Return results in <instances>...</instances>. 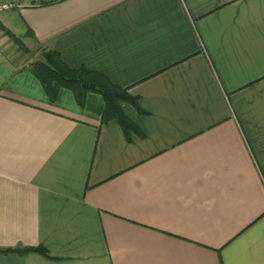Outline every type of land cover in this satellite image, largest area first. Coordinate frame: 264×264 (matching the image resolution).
<instances>
[{
  "label": "crops",
  "instance_id": "obj_1",
  "mask_svg": "<svg viewBox=\"0 0 264 264\" xmlns=\"http://www.w3.org/2000/svg\"><path fill=\"white\" fill-rule=\"evenodd\" d=\"M0 25L138 98H47L0 30V264H264V0H0ZM44 5L45 3H51Z\"/></svg>",
  "mask_w": 264,
  "mask_h": 264
},
{
  "label": "trees",
  "instance_id": "obj_2",
  "mask_svg": "<svg viewBox=\"0 0 264 264\" xmlns=\"http://www.w3.org/2000/svg\"><path fill=\"white\" fill-rule=\"evenodd\" d=\"M61 1V0H56ZM51 3H45L49 5ZM3 34L23 53L30 55L21 39L11 31L0 25ZM31 73L41 84L49 101L56 100L61 89L69 90L78 106H83L87 93L94 92L101 95L104 109L101 123L116 121L123 131L127 141L131 140V134L137 133L134 123L127 118L121 108V104H129L139 113L138 98L128 94L127 90L112 84L104 75L87 70L84 67L77 69L68 68L60 55L52 50L42 48L39 58L31 63ZM29 253H37L49 258L47 250L42 246L23 248H0V254H17L24 256Z\"/></svg>",
  "mask_w": 264,
  "mask_h": 264
},
{
  "label": "built area",
  "instance_id": "obj_3",
  "mask_svg": "<svg viewBox=\"0 0 264 264\" xmlns=\"http://www.w3.org/2000/svg\"><path fill=\"white\" fill-rule=\"evenodd\" d=\"M21 7V4L17 2H3L0 3V14L11 11L13 9Z\"/></svg>",
  "mask_w": 264,
  "mask_h": 264
},
{
  "label": "rangeland",
  "instance_id": "obj_4",
  "mask_svg": "<svg viewBox=\"0 0 264 264\" xmlns=\"http://www.w3.org/2000/svg\"><path fill=\"white\" fill-rule=\"evenodd\" d=\"M41 49H42L41 47L35 46L34 49L31 51L32 53L30 55L32 56L33 61L39 58V53Z\"/></svg>",
  "mask_w": 264,
  "mask_h": 264
}]
</instances>
